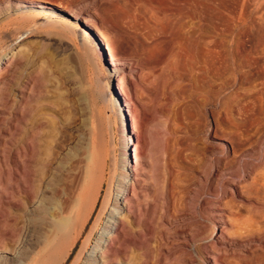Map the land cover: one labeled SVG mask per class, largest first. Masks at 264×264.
I'll use <instances>...</instances> for the list:
<instances>
[{
  "label": "rangeland",
  "instance_id": "374dc122",
  "mask_svg": "<svg viewBox=\"0 0 264 264\" xmlns=\"http://www.w3.org/2000/svg\"><path fill=\"white\" fill-rule=\"evenodd\" d=\"M23 1L48 3L81 20L93 19L105 35L101 40L106 52L105 55L100 54L101 57L107 55L108 42L118 59L116 63L136 65L144 74L151 89L144 90L143 97L147 100L142 97L144 110L150 116L144 134L155 171L161 167L163 175H168L161 158L170 139L181 145L186 152L182 155L186 157L188 152V165L199 166L208 173L216 163L213 149L220 139L215 135L219 136L221 129L235 130L248 141L243 139L248 152L240 157L237 166L230 164L231 160L226 158L221 161V165L232 168V174L223 177V181H239L245 168L252 169L251 175L264 169V0H0V12H4L5 2L8 9L0 16V57L17 45L22 51V56L14 59L13 68L7 72L11 78L7 81L10 90H7L8 109L14 108L11 110L13 116L16 111L24 116L19 124L13 120L22 127L11 129L14 142L8 140L6 143L0 139V150L4 149L7 158L11 148L17 153H22L23 148L28 151L30 144L35 146L33 141L36 143V139L38 141L43 135V128H38V131L36 128L42 124L55 137L58 136L56 140L57 146H61L60 151L71 150L70 153L80 154L78 156L84 159V163L89 161L90 166L91 163L94 165L96 174L89 181V185L94 186L85 211L81 205L77 214L73 215L78 218L76 227L57 264H70L76 258L81 242L95 219L108 175L112 172L111 128L115 131L117 157H120L122 127L114 113L118 108V99L106 81L113 71H108V64L105 62L106 66L100 58L92 39L65 25L44 23L35 10H14ZM204 40H213L212 64L217 73L212 77L213 90L209 89L208 79L199 63ZM21 83L28 97L19 105L14 93L17 88L23 87ZM147 84L140 85L146 88ZM30 87H33L32 91ZM125 113L129 118L128 112ZM171 131L175 134L170 135ZM133 143L128 147L131 156ZM0 160V247L6 249L12 247L22 234L16 226L18 221L13 218L14 209L7 204V191H10L7 190V180L12 181V178L7 173L5 157L0 156ZM151 169L153 172L151 167L147 170L150 172ZM185 170L183 176L188 186L194 182L199 171ZM159 184L162 185L161 182ZM207 195L204 188H199L193 194V204L199 197ZM236 204L246 215L255 212L264 215V202L256 204L260 209L254 211L248 205L244 206L241 197ZM200 213L212 219L208 212ZM107 219L108 213L79 264H85V256L99 241V233ZM185 220L182 219V223H186V229L192 232L190 219ZM169 226L172 227V224ZM14 233L16 238L11 237ZM153 246H157L156 240ZM33 248L34 244L28 247L29 250H23L19 264H39ZM170 250V264H186L183 253L176 247ZM7 256L0 254V264H16Z\"/></svg>",
  "mask_w": 264,
  "mask_h": 264
},
{
  "label": "bare ground",
  "instance_id": "6f19581e",
  "mask_svg": "<svg viewBox=\"0 0 264 264\" xmlns=\"http://www.w3.org/2000/svg\"><path fill=\"white\" fill-rule=\"evenodd\" d=\"M23 3L17 4L14 10L26 7ZM30 3L33 4L31 7H36L41 12L40 17L44 23L61 24L70 30L79 29L83 34H88L80 29L75 21L79 18L73 16L75 20L71 21L39 2ZM4 6L6 8L3 9L4 12H0V16L8 12L6 2ZM81 21L94 31L100 40L102 36L105 37L96 21L90 18ZM88 36L95 44L99 55H105V51L96 44L89 34ZM106 48L107 55L104 58L100 55V58L105 65L107 63L110 67L109 69L106 65L108 71H113L106 81L110 91L113 90L118 99V108L114 110V113L122 127L120 157H117L115 131L111 128L112 172L108 175L95 219L81 242L76 258L70 264L80 263L81 257L87 252L89 244L107 213L108 219L99 233V241L85 256V264H167V262L170 264L168 257L171 255L170 248L172 247H176V250L183 253L184 256H181L186 258V264H264V215L257 212L253 215H246L236 204L237 199L241 197L244 206L248 205V208L253 211L260 209L257 205L264 202V169L251 175L252 169L245 168L239 181L222 180L226 175L232 174L230 173L232 168L221 165V161L226 158L231 160L230 164L233 163L237 166L240 163V157L242 158L248 152V147L242 138L244 135L236 134L235 130L229 129H221L219 136L215 135L220 139L213 149V153L216 154V163L211 169L209 168L208 173L203 172L199 166H191V163L188 165V152L186 157L182 155L186 152L183 151L181 145L176 143L175 139H173L175 141L169 139L161 158L164 170L168 175H163L161 167L155 171L149 156L150 147L144 134L148 128L146 125L150 121V116L144 110L142 101L146 99L143 97L144 90L150 91V86L147 84L148 81L146 82L144 74L135 67L136 65L127 66L124 62L116 63L118 59L108 42ZM213 54V40H204L199 63L202 65L205 78L208 79V87L211 90H213L212 77L217 74L212 64ZM21 56V48L17 45L0 57V139L6 143L8 140L9 142L13 141L11 129L20 126L17 124L23 116L22 112L18 111L13 116L11 110L14 108L9 110L7 101V90H9L7 81L11 80L7 72L13 68L14 59ZM25 82L27 83V81ZM140 84H147L146 88ZM23 87L16 89L14 93L16 98L12 94L19 105L24 103L28 97H26V88ZM10 89L13 90V88ZM31 89L33 87H30ZM15 101L13 100V102ZM149 104L152 105V103ZM125 111L128 112L129 118ZM13 120H17V124ZM36 128L37 131L43 128V132L39 131L43 135L40 134L42 136L38 141L36 139V143L33 141L35 146L30 144L28 151L23 148L25 150L22 153H17L16 149L11 148L8 152L10 157L7 158L4 149L0 150V156L5 157V160L8 161L4 160V163L5 166L7 165V173L12 178V181L7 180V190H10L7 191V204L14 209L13 218L18 221L16 226H19L22 234L20 239L13 240L15 244L12 247L8 246L6 249L0 247V254L8 255L7 257H11L16 264H19L23 250L34 244L33 253L39 264H57L66 251L76 227L78 218H74L73 215L81 205L83 210L87 205L91 188L94 186L91 187L89 181L93 180L92 176L95 171L94 165L91 163L92 166H90L89 161L84 163V159L78 156L80 154L70 153L71 150L64 152L62 149L63 151H60L59 147L61 146H57L56 140L58 136L55 137L42 124ZM169 133L170 135L175 134L174 131ZM130 143L134 144L132 156L128 152ZM70 148L72 149V146ZM89 155H87V160ZM198 159L200 160V158ZM150 167L154 169L153 172L152 169L150 172L147 170ZM185 169H188L189 172L194 171V173L199 171L194 182L188 186L183 176ZM0 172L2 173V171ZM238 175L240 174L238 173ZM160 182L162 185L159 184ZM241 182L245 183L241 184ZM199 188H204L208 195L205 198L199 197L193 204V194ZM200 211L208 212L212 219L205 216L206 214L202 215ZM186 218L190 219L189 225L191 224L193 228L192 232L186 229V223H182V219ZM80 219L82 220V218ZM168 224H172V227L169 226L172 230L167 227ZM11 237L16 238L15 233ZM155 240L157 246H153ZM155 247H157L156 250Z\"/></svg>",
  "mask_w": 264,
  "mask_h": 264
},
{
  "label": "water",
  "instance_id": "95a60500",
  "mask_svg": "<svg viewBox=\"0 0 264 264\" xmlns=\"http://www.w3.org/2000/svg\"><path fill=\"white\" fill-rule=\"evenodd\" d=\"M23 2H24V1H23ZM31 2H39L40 4H42V5H44V6H47V7H50V8H52L53 10L59 12L60 14H62V15L65 16L66 18H68L69 20H71V21H74V20H75V19L73 18V16H72L70 13L66 12L65 10H63V9H61V8L55 6V5H51V4H48V3H43V2H40V1H31ZM23 5L26 6V7H24V9L35 10V11H37L39 14H41V12L38 11V9H36V7H31V6H33V4L30 3V2H24ZM75 21L78 23L79 28H80V29H83L84 31H86V33H88V34H89V35L95 40L96 44L99 45L100 48H101L102 50H104V47H105V46H104V44L102 43V41L100 40V38L96 35V33H94V31H92L89 27H87V26L81 21V19H77V20H75ZM75 30L80 31L79 29H75ZM88 34H87V35H88Z\"/></svg>",
  "mask_w": 264,
  "mask_h": 264
},
{
  "label": "trees",
  "instance_id": "16d2710c",
  "mask_svg": "<svg viewBox=\"0 0 264 264\" xmlns=\"http://www.w3.org/2000/svg\"><path fill=\"white\" fill-rule=\"evenodd\" d=\"M102 41V40H101ZM106 52V51H105Z\"/></svg>",
  "mask_w": 264,
  "mask_h": 264
}]
</instances>
